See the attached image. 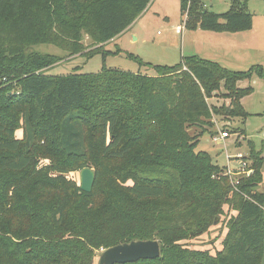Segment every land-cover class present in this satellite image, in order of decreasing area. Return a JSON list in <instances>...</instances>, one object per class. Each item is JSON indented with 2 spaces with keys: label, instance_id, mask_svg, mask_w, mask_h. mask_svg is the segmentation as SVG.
Masks as SVG:
<instances>
[{
  "label": "trees",
  "instance_id": "trees-1",
  "mask_svg": "<svg viewBox=\"0 0 264 264\" xmlns=\"http://www.w3.org/2000/svg\"><path fill=\"white\" fill-rule=\"evenodd\" d=\"M228 1L229 10L215 14L205 0H180L184 27L249 30L248 0ZM150 2L0 0V264H92L100 249L147 240L159 241L160 257L125 264H264V157L249 148L253 175L234 191L223 169L196 151L213 115L249 116L240 100L251 88L237 85L252 72L264 81V72L196 56L153 66L154 76L106 68L101 46ZM84 36L97 46L91 55L102 57L98 73L46 75L56 59L26 52L52 44L81 53ZM221 89L229 105L210 107L206 99ZM89 166L87 194L66 174ZM232 201L220 251L179 247Z\"/></svg>",
  "mask_w": 264,
  "mask_h": 264
},
{
  "label": "rangeland",
  "instance_id": "rangeland-1",
  "mask_svg": "<svg viewBox=\"0 0 264 264\" xmlns=\"http://www.w3.org/2000/svg\"><path fill=\"white\" fill-rule=\"evenodd\" d=\"M204 4L207 11L215 14H223L230 8L228 0H205ZM247 10L253 15L251 27L247 31L216 33L184 27L181 36L174 32L176 26L183 27L182 22L186 17V13L180 10V0H151L145 11L130 25V31L120 39L101 46L102 52L108 51L110 54L104 60L105 67L154 76L156 71L153 66H174L180 63L181 57L197 55L200 59L214 62L230 71L247 72L260 68L264 72V0H248ZM83 44L85 48L81 53L71 54L52 44L32 45L26 52L56 59L42 70L46 75L100 72L103 62L101 55H91L97 46H93L87 36H84ZM129 55L145 64L130 59ZM237 86L251 88V93L240 100L249 116L242 120L239 117L229 119L213 115L210 122L212 127L209 129L211 135L204 132L198 137L196 147L197 152L207 153L213 163L223 169L222 174L228 178L234 191H237V184L253 175L254 160L249 155V148L253 146L264 157V81L256 72H252L249 78ZM206 102L210 107L229 105L223 89L207 98ZM222 131L228 133L226 139H219ZM199 132L197 128L189 129L190 135H198ZM17 136L21 137V131H18ZM214 137L218 138L216 142L213 141ZM40 162L48 164V160ZM89 168L94 170L93 166ZM80 171L69 172L66 177L79 185ZM258 190L264 191V185H260ZM233 204V201L226 203L224 212H218L213 221L206 225L204 232L188 234L179 242V247L188 251H209L212 255L220 251L229 218L235 214ZM102 251L100 249L95 252L92 264H97Z\"/></svg>",
  "mask_w": 264,
  "mask_h": 264
},
{
  "label": "water",
  "instance_id": "water-1",
  "mask_svg": "<svg viewBox=\"0 0 264 264\" xmlns=\"http://www.w3.org/2000/svg\"><path fill=\"white\" fill-rule=\"evenodd\" d=\"M95 174L89 168L79 172V188L84 193H90L94 184ZM216 222V221H215ZM160 257L159 241H131L103 250L97 264H125L138 260H155Z\"/></svg>",
  "mask_w": 264,
  "mask_h": 264
},
{
  "label": "built area",
  "instance_id": "built-area-1",
  "mask_svg": "<svg viewBox=\"0 0 264 264\" xmlns=\"http://www.w3.org/2000/svg\"><path fill=\"white\" fill-rule=\"evenodd\" d=\"M185 20H186V17L184 18V20H183V22H182L183 27H182V26H181V27H180V26H177V27L175 28V33H176V34H181V33H182V31H183L182 28H184V22H185ZM219 137H220L219 139H226V138L228 137V133L222 131V132L219 133ZM217 140H218V138H216V137L213 138V141H214V142H216ZM243 165H244V163H243ZM228 173L231 174L232 172H229V171H228Z\"/></svg>",
  "mask_w": 264,
  "mask_h": 264
},
{
  "label": "crops",
  "instance_id": "crops-1",
  "mask_svg": "<svg viewBox=\"0 0 264 264\" xmlns=\"http://www.w3.org/2000/svg\"><path fill=\"white\" fill-rule=\"evenodd\" d=\"M176 27H177V26H176ZM130 29H131V26L128 27V28H127L122 34H120L118 37L114 38V39L112 40V42H113V41H116V40H118V39H120V37H122L126 32L130 31ZM174 32H175V30H174ZM243 33H245V32H243ZM175 34H176V33H175ZM182 34H183V31H182V33L179 34V35L182 36ZM195 56H197V55H195Z\"/></svg>",
  "mask_w": 264,
  "mask_h": 264
}]
</instances>
